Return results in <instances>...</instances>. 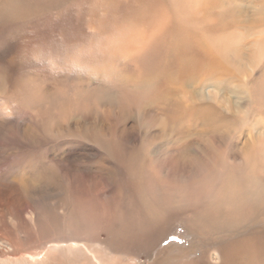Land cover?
<instances>
[{
	"label": "rangeland",
	"instance_id": "obj_1",
	"mask_svg": "<svg viewBox=\"0 0 264 264\" xmlns=\"http://www.w3.org/2000/svg\"><path fill=\"white\" fill-rule=\"evenodd\" d=\"M81 1L69 0L50 12L63 23L60 39L53 43L62 45L71 38L78 44L60 52L57 58L62 64H57L52 54L40 60L51 64L49 71L64 76L52 85L53 90L49 83L31 84L51 93L42 98V104L13 98L20 89L14 84L15 71L10 74L8 88H0V241L10 249L6 252L5 246L0 247V264L22 260L26 264H223L217 242L229 252L236 240L248 241L252 234L255 258L248 259L246 249L233 264H264V202L253 226L247 228L248 222L241 221L238 237L227 235L224 239L222 234L204 233L198 227L218 204L225 207L224 212L230 211L238 199L224 192L247 188L249 172L254 173L252 178L264 181V27L256 28L254 36L263 52H256L253 63L245 61L247 71L243 74L235 70V76L227 80L230 91L204 89L206 96L210 95L204 103L222 106L226 117L217 126H204L192 114L163 103L162 87L180 80L182 60L173 49L177 35L164 24V11L158 15L156 27L145 28L139 24L146 17L145 10L130 0H119L115 6L111 3L115 0H92L94 7ZM98 1L109 7L108 11ZM240 1L244 18L255 16L252 0ZM42 18L30 26L35 29L28 28L25 33L46 36L50 21ZM99 20L104 24L96 23ZM243 34L247 42L253 40L247 30ZM126 37L133 38L140 51L126 50L130 45L124 48ZM105 47L119 51L106 53ZM8 48L0 45L1 63L11 59ZM64 65L71 69L67 71ZM151 78L156 84L145 82ZM241 83L246 85L244 96L239 93ZM177 86L172 87L177 90ZM22 90L30 91L27 86ZM125 93L137 94L138 104L123 99ZM58 94L69 111L61 118L57 117L63 112L56 108ZM215 94L217 102L211 100ZM230 116L232 120H228ZM57 124L61 127L58 133L47 132ZM253 140V147L246 149ZM174 168L177 176L170 177ZM23 171L33 178V185L16 192L13 182ZM153 191L159 193L151 202ZM177 192L185 193L183 203L174 202ZM240 195L242 192H236ZM72 207L81 214L90 212L102 222L95 234L70 235L68 214ZM36 208L40 212L48 209L39 224L34 222ZM9 244L21 248L14 251Z\"/></svg>",
	"mask_w": 264,
	"mask_h": 264
},
{
	"label": "bare ground",
	"instance_id": "obj_2",
	"mask_svg": "<svg viewBox=\"0 0 264 264\" xmlns=\"http://www.w3.org/2000/svg\"><path fill=\"white\" fill-rule=\"evenodd\" d=\"M75 1L82 3L81 0H75ZM85 1L86 3L89 2L91 4V7H94L96 3L94 2L96 0L94 1L85 0ZM130 1L131 3H135L137 7H139V9H141L142 11L145 10L146 17L145 19H140V22H139V24H141L143 27L148 28L151 25L152 26L154 25L156 27L160 23L157 17L158 15H161L160 12L164 11V15H167L166 16L167 21L164 22V24L166 23V26L169 27L171 32L177 35L173 43L174 44L173 49L175 51L176 56L182 59L181 69H180L181 71H180V75L178 78L180 80L177 82L169 81L164 87V89L162 87L163 103L173 104L174 106H177L180 110H184L185 113L192 114L194 118L197 121H201L204 124V126H208V125L217 126L218 125L217 123H219V121L224 122L226 117L223 118V116L225 115L223 113L224 111H222V108H223L222 106H220L222 107L220 108L219 106L216 107L214 104L204 103L206 99L208 101V99L210 98L209 94L206 96V91L204 89L212 87L213 90H217V91L218 90L230 91L229 86H228L229 83L227 82V80L229 81L235 76V70L243 74L245 70L247 71V65L245 61L248 60L250 61V63H253V60H256V52H258V50H261L263 52V47L259 46L261 44L257 42L258 39L257 40L254 39V36H255L256 28L264 27V0H252L251 1L250 4L252 5L253 11H255L254 13L255 16L253 17L249 16L247 18H244V15H243L244 10L242 6L240 5L241 4L240 0H130ZM65 2H69V0H0V45L9 47L8 53L9 54L11 53V56H10L11 59L9 61L5 60L4 63H1L0 61V88H2L1 90H5L6 88H8L7 86L10 85V78H11L10 74L13 73L12 71H15L16 80L14 84L17 85L16 88H20L19 91H16L13 93V98L15 100L25 99L26 101H28V100L33 99L34 102H36L37 104H42V101H41L42 98L45 95H49L51 93H45L41 90H38L37 88H32L31 84L32 83H40V84L49 83V88L53 90L52 85L54 83H58V80L60 78H64V76L61 75L60 73L58 74V73L53 72V69L51 70L52 72L49 71L48 67L49 66L51 67V64L47 66L45 64H42L40 60L46 58L45 56L47 54L48 55L52 54L54 58L55 57L57 58L61 51H62L61 53L64 52V48L68 49V47L70 46L76 47L78 44L77 41L76 42L74 40L71 41L72 40L71 38H68L67 39L68 42L62 45H56L55 43H53L55 39L57 40L60 39L63 23L59 22L58 20H55L54 17L56 16V14L53 15V13H50V12L53 9H55V7L57 6L62 8L61 4ZM113 2L115 6L117 3H119V0L112 1L111 3ZM99 3L101 5L100 7L104 6L102 5L101 2ZM107 8L109 7L107 6L103 7L105 11H108ZM58 14L59 13H57V15ZM79 15H81V13ZM41 17H43L42 19H46L45 20L46 22H47V19L50 21L44 30V32L46 33L45 34L46 36H44L43 34V36L41 37H36V36L34 37L33 34H27V32L25 33V30L30 28L32 24L35 25L36 24L35 22H37ZM124 18H125V14H124ZM102 21L103 20H99V21H96V23L100 25L104 24V22ZM33 28L35 29V27ZM33 28L31 27L30 29L33 30ZM243 30H247V34H249L248 36L253 37V40H250L249 42H247V39L245 38L243 34ZM64 35L66 36L67 33H64ZM38 38L44 42L40 41ZM149 40L150 39H148V41ZM138 41L139 39H137V42ZM157 41L158 40H155V42ZM133 42H134L133 38L126 37V39L122 41V44L124 48H126L127 45L130 44L128 46L130 48L127 47L126 50L127 49L129 50L137 49L138 51H140L136 43H133ZM102 46H100V48ZM96 48L98 47L96 46ZM105 48L108 50L107 51L105 49L106 53H110L111 50H113L114 52L119 51V50L117 51L116 49H110L108 47H105ZM246 51L249 52V55L246 53ZM55 60L58 64L59 60L61 59L57 58V59H54V61ZM104 61H107V58H105ZM44 62L45 61H43V63ZM59 64H62V62H59ZM66 64L68 65V62H66ZM71 66L73 67L74 65H71ZM64 68H65V65H64ZM68 68L67 69L65 68V69L68 71ZM75 70H76L75 71L76 73H79L77 72L78 68ZM81 74L83 76V73ZM74 75H77V74H74ZM72 81H73V78H72ZM145 82L149 84H152V83L156 84L154 78L147 79L145 80ZM173 84L176 86L179 85L181 86V88L177 86L176 88L177 90H175L172 87ZM234 84H237V83H235L234 81ZM230 85L234 86L233 84H230ZM24 86H27V88L30 91L28 92L23 91L22 87ZM235 86L238 87L239 85H235ZM245 87L246 85H243L242 83L238 87L239 93L241 94L240 96H244L246 94ZM22 94H26V96L24 97ZM136 95L134 93H125L123 95V99H128V102L131 101L133 104H138V97ZM59 96L60 95L58 94L55 96V98H56V104H57L56 108L59 109V111H63V112H59V114L57 115L58 118H61V117H64L65 114L68 116L69 111L65 109V107L63 106L64 102ZM213 96L214 97H211V100L213 101L215 100L217 102V98H216L217 94ZM109 99L114 100L117 98L115 97L114 99L113 98H109ZM86 100L88 101L89 99L86 98ZM128 102H125V103H128ZM238 112L242 113V110H239ZM232 116H230L231 118L227 117L228 120L230 119L232 120ZM47 124L49 123H46V125ZM60 125L62 124L60 123ZM60 125L59 124L55 125L57 127L49 126V128L47 129V132L48 133L49 132L58 133L59 128H61ZM250 134L253 135V132L250 131ZM240 138H241V135H240ZM252 138L253 137L251 136V139ZM253 145H254V140L251 143H247L246 149H251ZM195 151L198 152L197 149ZM91 152L93 153V151ZM24 160L26 162L25 164H27L25 166H28V163L26 161L27 159L25 158ZM20 165H23V164H20ZM13 169H15V166H13L10 169V171H12ZM174 170L175 168L173 170H170V172L168 173L170 177L177 176ZM205 171H206V168H204V172ZM204 172L198 175H201ZM241 172L245 174L244 169L241 170ZM252 174L249 172V174L246 176V187L247 188H244L238 191L225 190L224 192V194H226L225 196H229V198L232 197V199H236V200L238 199V200L235 201V203L230 206L231 208L229 209L230 211L228 212H224L225 207L222 206V204H218V205L216 204L217 206L215 205L216 207L213 208L212 211L210 210L211 214L209 215L206 214V217H203L205 222H201L200 225L198 226L202 232L208 233V234H213V233L222 234L223 235L222 237L225 239L224 236H227V235L237 236V234L241 232V221L248 222L246 226L247 228L255 224L259 216V212H260L259 205L261 202H264V181L259 182L258 180H256V178H252ZM222 177L223 176H221V178ZM13 183H14L13 184L14 191L25 192L29 187L33 185V178L32 177L30 178L29 173L23 171L21 174H19V176H17V181L15 182L14 180ZM236 192L237 193L242 192V195L237 197ZM158 193L159 192H154L152 199L150 197L151 202L156 201V195ZM194 196L195 195H193V197ZM167 198L169 199L168 194H167ZM175 198L176 199L174 200V202L180 201L181 203H183L184 198H185V193L180 195V193L177 192ZM219 201L220 199L217 198L216 202H219ZM227 206L228 205H226V207ZM76 207L79 208L78 206ZM40 211L41 209L36 208L33 212L34 217H35L34 218L35 224L36 222L37 224L40 223V219L44 217L43 213L48 214V209L47 211L43 209L44 212H40ZM78 211L79 210H77L75 207H72V209H70L69 211L68 216L70 219L69 218L68 219L71 221L68 223L69 225L68 231L70 235L77 234L79 236H85L88 234H92V235L95 234L96 229L100 225L99 223H102V222H99L100 220L98 219H94V215L90 212L81 214ZM66 212L68 211L66 210ZM147 217L152 218L153 214ZM22 219L24 218L22 217ZM218 220H221V221L219 222ZM139 229H142V227L140 226ZM243 229H244V226H243ZM60 231L62 232L60 234H63V229H60ZM16 233H17V239L15 238L16 236H14V238L17 241L20 239H19V233L17 231ZM1 246L3 247L5 246L3 249L5 251L10 250L9 248L6 247V243L4 241L2 242L0 241V247ZM8 247H10L14 251L15 250L19 251V248H21L13 244H9ZM216 248L219 253L221 263L223 264H233L235 260L238 259L241 252L246 249H248L249 251L248 259L250 258L253 259V257L255 258V255H256L254 250L255 251L257 250V247L255 245V239H253V234L251 235V239L248 241H246L245 239H241L239 241L236 240L234 242V247H231L232 251L229 250L228 252L227 249L229 248L225 247V245L222 244L221 242H217ZM14 251L13 253H15ZM209 259L211 260V258ZM25 262H26L25 260H22L14 264H26ZM253 264H255V262Z\"/></svg>",
	"mask_w": 264,
	"mask_h": 264
}]
</instances>
